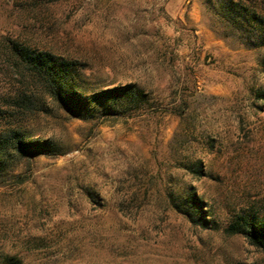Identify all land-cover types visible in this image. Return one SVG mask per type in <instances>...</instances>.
Wrapping results in <instances>:
<instances>
[{
	"label": "rangeland",
	"instance_id": "rangeland-1",
	"mask_svg": "<svg viewBox=\"0 0 264 264\" xmlns=\"http://www.w3.org/2000/svg\"><path fill=\"white\" fill-rule=\"evenodd\" d=\"M245 1L264 14V0ZM212 19L208 0H0V134L61 152L1 150L0 264H264L228 227L264 218V47L221 37ZM13 44L77 61L88 91L137 84L148 109L74 117ZM185 190L216 223L174 206Z\"/></svg>",
	"mask_w": 264,
	"mask_h": 264
},
{
	"label": "trees",
	"instance_id": "trees-1",
	"mask_svg": "<svg viewBox=\"0 0 264 264\" xmlns=\"http://www.w3.org/2000/svg\"><path fill=\"white\" fill-rule=\"evenodd\" d=\"M213 15L210 27L225 39H234L240 45L250 48L264 47V14L245 0H208ZM13 53L27 68L29 74L40 86L41 92L48 95L58 105L79 119L98 116L108 118L119 115H133L148 109L149 97L137 84L87 90L86 74L83 66L75 60L58 56L50 51L32 50L13 44ZM32 102L29 95L22 94L18 103ZM0 134V153L11 146L20 152H37L54 157L61 154L49 143L41 140H25L17 132ZM31 154V153H30ZM30 159L28 158L27 164ZM182 166L197 174H202L200 159L187 158ZM174 206L188 217H195L198 224L216 223L213 218L202 215L203 200L196 191L185 190L172 198ZM211 215V214H209ZM212 217V215L210 216ZM210 225V224H209ZM232 233L243 235L248 243L264 250V218L257 215L240 214L228 225ZM6 264H18L12 256L4 258Z\"/></svg>",
	"mask_w": 264,
	"mask_h": 264
}]
</instances>
